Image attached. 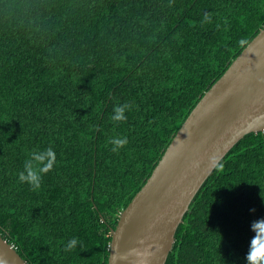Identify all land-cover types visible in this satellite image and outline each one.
<instances>
[{
  "label": "trees",
  "instance_id": "16d2710c",
  "mask_svg": "<svg viewBox=\"0 0 264 264\" xmlns=\"http://www.w3.org/2000/svg\"><path fill=\"white\" fill-rule=\"evenodd\" d=\"M263 29L264 0H0V235L27 264H108L122 212ZM125 102L127 120L112 121ZM113 137L127 146L114 153ZM49 146L56 165L33 191L17 174ZM221 162L166 264H247L264 219V133Z\"/></svg>",
  "mask_w": 264,
  "mask_h": 264
},
{
  "label": "water",
  "instance_id": "95a60500",
  "mask_svg": "<svg viewBox=\"0 0 264 264\" xmlns=\"http://www.w3.org/2000/svg\"><path fill=\"white\" fill-rule=\"evenodd\" d=\"M264 133V29L198 102L112 230L108 264H166L190 206L247 135ZM0 256L27 264L0 235Z\"/></svg>",
  "mask_w": 264,
  "mask_h": 264
},
{
  "label": "clouds",
  "instance_id": "9594fccd",
  "mask_svg": "<svg viewBox=\"0 0 264 264\" xmlns=\"http://www.w3.org/2000/svg\"><path fill=\"white\" fill-rule=\"evenodd\" d=\"M203 22H211L210 14H204ZM246 42L242 38L239 44L242 46ZM131 108L132 105L127 102L115 105L110 119L114 122L126 121V113L131 111ZM109 144H111V150L114 153L119 152L127 146L128 139L127 137H113L109 140ZM56 162L57 157L53 147L49 146L44 150H33L25 160L23 170L17 174L18 181L28 184L33 191H37L42 186L44 176L53 171ZM210 164L216 170H222L224 167L218 155L210 157ZM262 199H264V196H262ZM251 211L254 213L255 209H251ZM251 230L254 236L250 241L249 251L246 255L247 264H264V219L253 221ZM78 244H80V241L77 238H72L65 244L63 250L71 252ZM0 264H8L7 258L0 256Z\"/></svg>",
  "mask_w": 264,
  "mask_h": 264
}]
</instances>
